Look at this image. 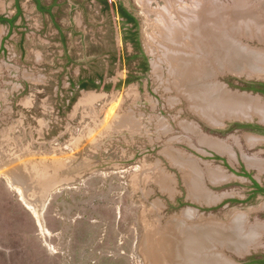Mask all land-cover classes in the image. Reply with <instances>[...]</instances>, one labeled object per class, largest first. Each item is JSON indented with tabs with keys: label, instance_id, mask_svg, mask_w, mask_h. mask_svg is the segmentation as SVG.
<instances>
[{
	"label": "rangeland",
	"instance_id": "1",
	"mask_svg": "<svg viewBox=\"0 0 264 264\" xmlns=\"http://www.w3.org/2000/svg\"><path fill=\"white\" fill-rule=\"evenodd\" d=\"M116 1L137 18L141 51L125 41L130 27L95 0H56L54 18L18 0L17 28L0 23V264H153L149 251L191 211L185 225L231 228L242 215L238 240L228 248L214 242V251L227 264H257L264 260V196L254 183L264 189V120L206 124L171 76L157 16L165 1L150 0L149 15L139 0ZM244 1L260 27L234 31V40L264 57V0ZM16 6L0 0V16ZM101 78L119 89L78 87ZM217 82L264 111V98L243 93L264 76L225 73ZM183 159L199 167L208 201L190 194L193 171L185 173ZM168 240L176 251L178 239Z\"/></svg>",
	"mask_w": 264,
	"mask_h": 264
},
{
	"label": "bare ground",
	"instance_id": "2",
	"mask_svg": "<svg viewBox=\"0 0 264 264\" xmlns=\"http://www.w3.org/2000/svg\"><path fill=\"white\" fill-rule=\"evenodd\" d=\"M139 1L144 12L151 14L150 0ZM164 1L165 6L157 15L161 31L159 39L166 48L171 76L173 79L179 77V84H176L194 112L212 127L220 126L224 120H246L252 117L264 120V111L258 100L245 95H231L217 82V78L225 73L241 75L247 72L250 76H264V57H261V51L254 52L258 50L252 51L247 44L234 40V31L243 29L249 33L248 26L260 27L258 18L250 9L245 8V1L236 0L233 4H223L212 0H193L190 7H176L179 0ZM204 141L218 152H227L226 147L215 140ZM180 166L185 173L188 171L185 170L187 166L193 171V176L187 178L190 194L197 200L208 201L210 196L201 190L199 167L186 159L180 161ZM250 166L261 169L258 160L251 161ZM192 214V211L186 214L184 212L183 220L174 221L168 228V235L163 236L165 239H159L155 248H150V260L153 264H162L168 259H172L173 264H227L225 262L228 261L221 259L214 251L218 248L214 242H219L225 248L231 247L238 240V233L245 229L247 220L242 215L234 217L231 228L214 225L215 223L200 225L202 220H192L189 226L185 225L186 218L190 219ZM168 239H178L176 251ZM181 244L183 246L180 250Z\"/></svg>",
	"mask_w": 264,
	"mask_h": 264
},
{
	"label": "trees",
	"instance_id": "3",
	"mask_svg": "<svg viewBox=\"0 0 264 264\" xmlns=\"http://www.w3.org/2000/svg\"><path fill=\"white\" fill-rule=\"evenodd\" d=\"M33 1L36 4L39 12H41L43 14H48L54 18L52 10L56 6V0L53 3V5H51V6H45L41 0H33ZM95 1H97L103 7V10L105 12L112 13V15H114V16L125 19L123 24L126 25L127 27H130L132 25V27L127 29V32L125 35V41H129V42L133 43L135 45V49L137 51H141L138 32L133 31L134 29L138 28L137 19L120 2H118L116 0H95ZM17 18H18V15L12 19H7L3 16H0V23L12 25L13 23H15ZM121 58H123V56H121ZM130 60H132V59H130ZM142 69L144 71H148V64L146 62L143 64ZM100 81H101V84H97L96 81H94V80L83 81V82L79 83V88L81 90H102V91H113V90L119 89L118 85H105L104 80L102 78ZM130 82H131V80H127V81H124L123 83L126 84V83H130ZM253 89L248 88L246 90L253 91V92L256 91ZM261 92L264 93V88ZM74 101H75V98L72 100V103ZM245 175L250 178L249 174H245ZM254 185L257 189L256 193L264 192V190L256 182L254 183ZM254 263L264 264V260L255 261Z\"/></svg>",
	"mask_w": 264,
	"mask_h": 264
},
{
	"label": "flooded vegetation",
	"instance_id": "4",
	"mask_svg": "<svg viewBox=\"0 0 264 264\" xmlns=\"http://www.w3.org/2000/svg\"><path fill=\"white\" fill-rule=\"evenodd\" d=\"M122 4V3H121ZM134 17H135V15L124 5V4H122ZM136 18V17H135ZM120 19H122L123 21L125 20V19H123V18H120ZM137 19V18H136ZM138 21V20H137ZM130 27H132V25L130 26ZM138 27H139V23H138ZM126 29H128V28H126ZM134 32L135 31H137L138 32V28L137 29H134L133 30ZM133 44V43H132ZM133 46L135 47V45L133 44ZM248 88H254L253 90H256V91H254L255 93H259L263 98H264V93H262L261 91L263 90V88H264V84H261V83H253V84H250L249 86H247V88L246 89H248ZM216 151V150H215ZM246 173L244 172V174L243 175H245ZM246 176V175H245ZM247 177V176H246ZM260 194H262V195H264V192H262V193H260Z\"/></svg>",
	"mask_w": 264,
	"mask_h": 264
},
{
	"label": "crops",
	"instance_id": "5",
	"mask_svg": "<svg viewBox=\"0 0 264 264\" xmlns=\"http://www.w3.org/2000/svg\"><path fill=\"white\" fill-rule=\"evenodd\" d=\"M33 1V0H32ZM34 2V1H33ZM36 5V4H35ZM37 7V6H36ZM16 8H17V11H16V13L15 14H13L12 16H10V17H7V16H3V17H5V18H7V19H12V18H14V17H16L17 15H18V18H17V20L15 21V23H13L12 25H10V24H7L9 27H10V29H15V28H17L16 26H17V24H18V21H19V19L20 18H22V15H23V12H22V9L20 8V5H19V2H18V0H17V6H16ZM38 10V9H37ZM39 11V10H38ZM41 13V12H40ZM43 14V13H42ZM2 24V23H1ZM83 81H87V80H80L79 81V83L80 82H83ZM97 83V82H96ZM98 84V83H97ZM78 87H79V84H78ZM261 98H263L262 96H261ZM264 167V166H263ZM262 166H261V170H263L262 168H263ZM261 188H262V186H261ZM263 189V188H262ZM264 190V189H263ZM262 195V194H261ZM264 196V195H263Z\"/></svg>",
	"mask_w": 264,
	"mask_h": 264
},
{
	"label": "water",
	"instance_id": "6",
	"mask_svg": "<svg viewBox=\"0 0 264 264\" xmlns=\"http://www.w3.org/2000/svg\"><path fill=\"white\" fill-rule=\"evenodd\" d=\"M70 3H73V0H68ZM243 93H247V94H256V95H258L259 97H261V95L259 94V93H255V92H253V91H249V90H247V91H245V92H243Z\"/></svg>",
	"mask_w": 264,
	"mask_h": 264
}]
</instances>
